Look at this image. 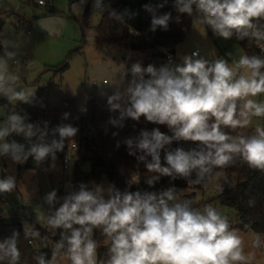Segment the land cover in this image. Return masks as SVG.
Returning <instances> with one entry per match:
<instances>
[{
    "label": "clouds",
    "instance_id": "obj_1",
    "mask_svg": "<svg viewBox=\"0 0 264 264\" xmlns=\"http://www.w3.org/2000/svg\"><path fill=\"white\" fill-rule=\"evenodd\" d=\"M178 2L183 5L180 11L189 15L195 4L197 11L203 14L201 22L225 40L234 32L238 39L251 35L257 42L264 40V31L255 23L264 20V0ZM168 18L165 15L154 20L153 25L166 27ZM258 46L264 50V45L258 43ZM198 55L193 52L184 58L183 66H177L174 71L162 69L159 75L152 65L142 68L137 63L131 68L133 79L127 88V114L135 120L143 116L148 122L167 125L174 133L173 137H168L156 129L151 139L148 133H143L138 147L154 161L146 165L147 171L172 179L185 178L189 184L201 185L214 169L227 168L234 155L239 154L249 168L264 172V128L257 126L256 135L249 138H234L222 131V126L245 127L252 117L264 116V102L250 98L264 94V72H261L264 59L242 55L237 67L250 74L237 77V72L225 59L209 64L203 58L192 59ZM4 81L3 66H0V91L7 94L11 90L5 88ZM11 98L24 100L25 93L13 92ZM121 98L118 93L109 98V103L119 108L120 104L113 101ZM10 120L12 130L20 131L18 117L13 115ZM75 131L70 126L59 129L62 138L73 136ZM6 134L7 130L0 131V139ZM28 135H32L31 131ZM172 139L196 143L202 146L201 151L194 155L182 149L174 154L169 152L165 156L167 166H162L157 150ZM11 147L14 159L20 161V156L15 155L17 145L14 143ZM54 147L62 149L63 142H54ZM2 149L7 152L9 145L3 144ZM50 151L48 146H33L30 154L39 162ZM26 160L27 157L22 162ZM193 170H196V179H188ZM160 176L146 183L154 186ZM14 187L12 178L0 180V192H11ZM176 192L173 187L158 195H142L139 191L121 194L109 188L105 198L102 189L89 191L82 185L78 193L65 198L47 223L54 229L71 230L69 236L61 232L62 238L67 240L71 264H248L243 240L229 230L228 219L211 204H206L203 212L193 210L191 200L178 201ZM46 199L51 204L56 199V191ZM173 201L177 202L170 204ZM94 229L102 230L110 241L107 261L98 262L97 244L92 239ZM63 246L61 242L56 247ZM254 246H259L258 237ZM0 253L3 254L0 259L10 257V264H17L20 252L15 239L0 244ZM39 264H45L42 257Z\"/></svg>",
    "mask_w": 264,
    "mask_h": 264
},
{
    "label": "trees",
    "instance_id": "obj_2",
    "mask_svg": "<svg viewBox=\"0 0 264 264\" xmlns=\"http://www.w3.org/2000/svg\"><path fill=\"white\" fill-rule=\"evenodd\" d=\"M107 2L110 10L105 11L98 25L93 27L95 41L104 45H124L131 51L151 52L147 60L131 59L127 63L124 72L127 86H130L133 79L131 68L134 64L139 63L142 68L152 65L159 75L162 69H166L162 50L167 49L176 54L175 46L184 41L192 28V16L180 11L178 0H107ZM26 3L38 7L32 0H27ZM165 15L169 16L166 27L159 24L153 25L154 20L161 19ZM16 16L18 26L29 32L32 23L25 17ZM88 16L89 9L86 8L81 23L83 31L89 27ZM255 23L261 31H264V20ZM5 25L6 19L0 14V31ZM236 39L244 55L264 59V50L258 46V43L264 45V40L257 42L251 35L238 39L237 34ZM0 48H2L1 44ZM177 66H183V63L178 62L175 68ZM66 67H61L60 70L63 71ZM48 89L49 87H39L33 95L15 105L18 127L21 130L15 131L11 128L9 131L6 141L9 150L0 153V165L3 168L6 166V159L14 157L11 145L15 143L18 147L15 155H19L23 161L27 157L24 168L28 170L43 168L54 172L57 166H61L70 145L75 143L77 148L72 152L71 185L78 191L81 190L82 185L86 189H95L103 183L109 184L121 194L125 191H139L141 194L147 192L158 195L170 187L188 188L189 183L185 178L172 179L147 171L146 165L154 162L153 157L138 147L145 132L149 134V139L156 129L168 137H173L174 133L167 125L148 122L143 116L139 120L133 119L126 111L129 107L128 100L113 101L114 104H120L119 108H113L109 100L94 96L89 98L85 113H79L75 102L70 99L63 100L57 108H52L48 99ZM240 104L241 102H238V111ZM0 105L8 106L4 94L0 95ZM65 126L75 129V134L62 138L59 129ZM7 127H9L8 124L5 128ZM29 131L32 133L31 136L28 135ZM222 131L234 138L250 137L243 127L230 129L222 126ZM61 141L62 149L55 148L54 142ZM33 146H48L51 151L38 162L34 154H30ZM201 147L191 141L172 139L171 143L163 144L157 152L161 165L167 166L165 161L167 153L174 154L177 149H182L185 153L194 155L201 151ZM142 156L143 160L140 159ZM86 165H89V171L85 170ZM213 171L225 173L226 186L212 202L216 201L236 211L237 223L234 227L260 236L264 235V172L249 168L239 154L234 155L232 163L227 168ZM134 175L138 177V182L129 187L128 182ZM210 175L211 173L205 177L201 185L191 188L195 191L187 195L188 199L196 198L197 191L204 190ZM155 176L160 178L154 181V186H149L146 181ZM188 179H196V170H193ZM229 182L231 186L228 185ZM57 193L62 194V189H59ZM61 205L60 201L47 204L53 215ZM190 207L194 210L198 204ZM12 239H15L20 252L17 264H39L41 257L45 264L55 263L56 257L52 250L37 249L33 243L29 244L30 233L22 219L0 217V244H6ZM57 242L64 244L60 252L69 254L67 240L59 236ZM109 247L110 241L107 239L106 245L97 248L98 262L107 261ZM0 255L3 254L0 253ZM10 259V257H4L0 259V264H10Z\"/></svg>",
    "mask_w": 264,
    "mask_h": 264
},
{
    "label": "rangeland",
    "instance_id": "obj_3",
    "mask_svg": "<svg viewBox=\"0 0 264 264\" xmlns=\"http://www.w3.org/2000/svg\"><path fill=\"white\" fill-rule=\"evenodd\" d=\"M26 1L0 0V14L6 19V25L0 31V66H3L4 86L11 90L7 94L0 91V95L4 94L8 102V106L0 105V131L7 130V134L0 139V153L4 152L2 146L12 128L10 117L16 116L14 107L22 101L11 98L13 92H24L27 98L39 87H49L48 99L52 108H57L63 100L70 99L75 102L79 113L87 112L88 100L94 96L109 100L119 93L122 98L117 101L125 102L128 100V86L124 76L127 63L131 59L147 60L151 54L131 51L124 45H104L95 41L93 27L98 25L102 14L110 10L107 0H99L105 7L101 11L97 10L93 0H45L46 5L38 7L28 5ZM179 7L183 5L179 3ZM191 7L192 28L184 41L175 46L177 61L184 63V58L197 50L199 55L194 59L203 58L209 64L216 59H225L229 67L237 72V77L249 75L247 70L237 67L244 52L236 34L233 33L228 40L219 37L210 26L201 22L203 14L197 11L196 5ZM86 8L89 9V27L83 31L81 23ZM16 15L25 17L32 23L29 33L18 26ZM64 66L67 67L60 70ZM261 72H264V68ZM250 98L258 103L264 102V94ZM6 124L10 128H5ZM257 126L264 128V116L252 117L250 123L243 128L251 137L256 135ZM22 161L9 157L4 168L0 165V180L12 178L15 184L11 192L0 193L8 196L12 202L21 204L24 217H31L24 221V225L30 233L33 246L55 252L54 264H71L69 254L60 252V248L56 247L61 232L70 235L71 230L54 229L48 225L47 219L53 214L46 199L51 192L56 191V199L59 198L63 204L66 197L78 193L71 185V174L64 172L62 166H57L54 172L43 168L28 170L24 168L25 162ZM85 170H90L89 165H86ZM219 173L221 172L211 173L204 190L197 191L196 198L190 199V206L198 204L194 210L203 212L205 205L211 204L228 219L232 226L229 230L235 231L242 238L248 264H264V235L234 227L237 223L236 211L216 201L212 202L226 186L225 173ZM228 185L231 186V183ZM98 188L102 189L107 198L111 188L109 184L103 183ZM59 189H62L60 195L57 193ZM84 189L95 191L97 188ZM175 189L178 201L188 199L187 195L195 191L191 188ZM175 202L177 201L170 204ZM257 237L258 247L254 246ZM92 239L97 248L107 244L106 236L100 229H94Z\"/></svg>",
    "mask_w": 264,
    "mask_h": 264
},
{
    "label": "built area",
    "instance_id": "obj_4",
    "mask_svg": "<svg viewBox=\"0 0 264 264\" xmlns=\"http://www.w3.org/2000/svg\"><path fill=\"white\" fill-rule=\"evenodd\" d=\"M32 1L34 3H36L38 6H45L46 5L45 0H32ZM93 1L96 3L97 10L101 11V10L105 9L104 5L102 3H100L99 0H93ZM193 52H198V51L196 50ZM196 57H198V56L192 57V59H194ZM163 63H164V67L166 69L174 71L175 66L178 63L176 55H174L173 53H171L168 50H163ZM76 148H77V146L75 143H72L70 145L69 151L66 154V156L64 157L62 164H61L64 172L72 174V172H73V155H72V152L75 151ZM137 182H138V177L136 175H134L129 180L128 186L131 187L133 184H135ZM193 186L195 187L197 185L196 184H188L187 185L188 188H192ZM145 193H147V192H145ZM216 193H217V191L215 190L214 194H216ZM55 201H59V198H57ZM22 213H23V206L21 204L12 202L11 199L8 198V196L0 193V217L1 218L18 217V218L22 219L23 221L31 219V217H24ZM29 244H32L31 239L29 240Z\"/></svg>",
    "mask_w": 264,
    "mask_h": 264
}]
</instances>
